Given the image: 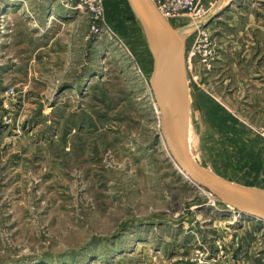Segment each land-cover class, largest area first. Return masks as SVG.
Returning <instances> with one entry per match:
<instances>
[{"label": "rangeland", "instance_id": "rangeland-1", "mask_svg": "<svg viewBox=\"0 0 264 264\" xmlns=\"http://www.w3.org/2000/svg\"><path fill=\"white\" fill-rule=\"evenodd\" d=\"M220 1H197L200 29L173 21L186 34L185 145L264 191V0ZM101 13L0 0V264H264V221L173 158L129 1Z\"/></svg>", "mask_w": 264, "mask_h": 264}, {"label": "water", "instance_id": "water-1", "mask_svg": "<svg viewBox=\"0 0 264 264\" xmlns=\"http://www.w3.org/2000/svg\"><path fill=\"white\" fill-rule=\"evenodd\" d=\"M153 56L150 86L160 109L161 131L178 166L191 181L240 213L264 221V191L240 185L199 164L185 145L189 91L183 54L184 30L177 29L154 0H128ZM207 21H201L199 26ZM192 26L191 28H193ZM177 109V115L173 112Z\"/></svg>", "mask_w": 264, "mask_h": 264}, {"label": "built area", "instance_id": "built-area-1", "mask_svg": "<svg viewBox=\"0 0 264 264\" xmlns=\"http://www.w3.org/2000/svg\"><path fill=\"white\" fill-rule=\"evenodd\" d=\"M79 3V7H86L91 11L98 13L100 16L103 0H76ZM161 13L174 25L173 21H179V19L188 14L193 20V24H197L196 29H200L204 25L199 26L198 23L206 21L209 18V12L198 4V0H154ZM95 33H99L98 29H95ZM113 38V37H111ZM241 216L238 210H236Z\"/></svg>", "mask_w": 264, "mask_h": 264}, {"label": "bare ground", "instance_id": "bare-ground-1", "mask_svg": "<svg viewBox=\"0 0 264 264\" xmlns=\"http://www.w3.org/2000/svg\"><path fill=\"white\" fill-rule=\"evenodd\" d=\"M196 26H197V24H195ZM194 25V27L193 28H195L196 26ZM184 38L186 39V34L184 33ZM173 112H174V114H175V116L177 115V109L175 108V107H173ZM187 177H189V175H187V172L186 171H184L183 169L181 170ZM231 207V206H230ZM233 208V207H232ZM235 209V208H234ZM242 215H245V214H241V216ZM245 216H250V215H245ZM240 217V216H239ZM251 217H253V216H251ZM255 218V217H254Z\"/></svg>", "mask_w": 264, "mask_h": 264}, {"label": "crops", "instance_id": "crops-1", "mask_svg": "<svg viewBox=\"0 0 264 264\" xmlns=\"http://www.w3.org/2000/svg\"><path fill=\"white\" fill-rule=\"evenodd\" d=\"M225 2H226L225 0L220 1V3H222V6H226L229 3L228 1L226 3Z\"/></svg>", "mask_w": 264, "mask_h": 264}]
</instances>
